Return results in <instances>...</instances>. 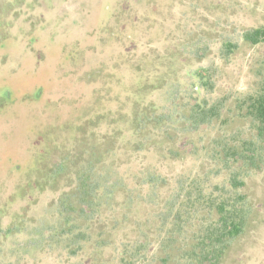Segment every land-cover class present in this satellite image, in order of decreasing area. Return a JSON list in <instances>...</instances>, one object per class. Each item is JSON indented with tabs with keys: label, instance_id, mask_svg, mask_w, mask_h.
<instances>
[{
	"label": "rangeland",
	"instance_id": "374dc122",
	"mask_svg": "<svg viewBox=\"0 0 264 264\" xmlns=\"http://www.w3.org/2000/svg\"><path fill=\"white\" fill-rule=\"evenodd\" d=\"M263 25L264 0H0V264L114 259L115 242L151 218L149 207L134 205L132 219L118 208L109 228L113 245L100 249L92 237L70 257L62 242L31 241L41 223L54 222L71 182L63 173L56 189H43L42 174L66 157L72 170L80 168L83 140L108 136L115 150L105 153L104 166L132 183L147 167L170 177L207 171L214 162L203 148L235 136L242 122L197 134L175 129V140L188 146L172 159L165 143L131 149L133 118L143 108L167 112L173 100L181 108L247 93L264 64V43L252 46L241 36ZM228 42L237 47L227 57ZM202 69L213 92L195 88L193 73ZM245 192L252 222L223 264H264V166L249 175ZM99 224L98 233L106 222Z\"/></svg>",
	"mask_w": 264,
	"mask_h": 264
},
{
	"label": "trees",
	"instance_id": "16d2710c",
	"mask_svg": "<svg viewBox=\"0 0 264 264\" xmlns=\"http://www.w3.org/2000/svg\"><path fill=\"white\" fill-rule=\"evenodd\" d=\"M241 38L252 46L264 43V25L243 30ZM236 47V43H226L224 56L228 57ZM207 73L208 69L193 73L197 91H214ZM153 110L143 108L135 113L131 130L136 139L130 146L133 151H147L151 146L165 143L167 154L176 159L185 153L183 149L188 143L175 140V129L197 134L219 124L240 121L242 125L236 138V135H225L203 148L214 162L207 171L170 177L147 167L137 174L133 183L117 177L104 166L105 153L115 150L114 136L101 141L83 140L81 155L77 156L78 161H83L80 168L72 170L66 157L50 174H42L43 189H56L63 173L69 175L71 182L57 200L54 222L41 223V231H36L31 241L37 239L50 246L62 242L70 257L78 256L81 245L92 237H98L94 240L95 246L106 248L113 245L109 228L113 227L110 222L119 215L115 211L119 208L132 219L134 205H147L151 218L139 226L133 223L134 230L129 236L115 242L117 256L109 261L115 264H223L232 244L252 222L253 203L245 192L247 179L264 166V64L259 67L250 90L232 101L202 97L180 108L173 100L167 112ZM100 221L106 225L98 233L95 228L100 226ZM109 261L102 260V264Z\"/></svg>",
	"mask_w": 264,
	"mask_h": 264
}]
</instances>
